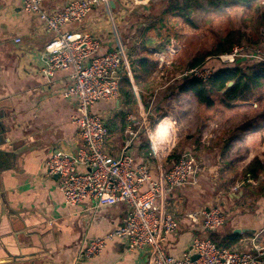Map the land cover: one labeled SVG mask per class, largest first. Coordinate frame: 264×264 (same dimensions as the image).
I'll use <instances>...</instances> for the list:
<instances>
[{
  "label": "crops",
  "instance_id": "crops-1",
  "mask_svg": "<svg viewBox=\"0 0 264 264\" xmlns=\"http://www.w3.org/2000/svg\"><path fill=\"white\" fill-rule=\"evenodd\" d=\"M69 1L43 0L42 9L52 14ZM164 1L112 0L108 8H94L82 24L67 28L93 35L100 43V55L119 48L127 55L130 97L99 101L92 108L104 118L108 129L105 149L110 155L121 152L126 127L138 121L139 106L148 107V90L140 87L141 78L139 84L134 82L131 60L143 53L144 34L140 33L147 26L143 15L146 5L150 3L152 12L155 4ZM52 37L37 16L22 10L21 0H0V114L5 115L0 121L5 141L0 146V264H148L147 250H130L124 240L109 242L90 260L76 259L90 240L122 227L127 208L117 204L93 214L88 201L67 207L58 179L48 175L47 162L53 153L75 154L80 145L72 121L76 100L62 96L70 84L69 72H56L52 78L41 73L48 60L45 48ZM256 63V58H244L236 68L248 73ZM177 81L174 91L167 87L156 94L158 102L163 95L170 106L174 102L177 107L182 100L190 99L189 94L178 90L187 80ZM223 92L218 94L220 100ZM241 101L229 108L220 103L206 115L201 111L200 117L186 106L178 114L171 113L170 106H164L170 111L156 108L151 112V132L156 125L162 150L172 144L175 150L180 145L177 155L190 153L202 169L194 183L173 190L166 199V211L178 217L176 232L165 242L168 254L174 257H181L194 237H209L217 245L227 244L234 237L236 243L228 248L243 252H251L253 244L264 246V107ZM208 118L218 121L220 134L213 148L196 150L195 141ZM179 124H183L182 131L176 128ZM128 152L134 156L135 165L147 163L151 175L157 178L142 130ZM253 159L260 164L255 178L245 172ZM169 165H164L165 172ZM213 206L225 216L224 226L214 232L205 230L201 217L196 222L185 217Z\"/></svg>",
  "mask_w": 264,
  "mask_h": 264
},
{
  "label": "built area",
  "instance_id": "built-area-1",
  "mask_svg": "<svg viewBox=\"0 0 264 264\" xmlns=\"http://www.w3.org/2000/svg\"><path fill=\"white\" fill-rule=\"evenodd\" d=\"M42 1L21 0V7L24 12L37 16L53 33L45 48L48 60L41 73L52 78L56 72H69L70 84L62 96L76 100L72 121L80 140L75 154L53 153L47 162L48 175L57 177L58 189L67 207H76L88 201L93 214L117 204H124L127 208L124 225L101 238L90 240L77 254V261L90 260L98 256L109 242L124 240L130 250H147L148 264H264V246L253 244L251 252H243L218 247L209 237H194L190 248L181 257L168 254L165 242L176 232L178 217L166 211V199L173 190L191 181L194 183L201 172L200 165L190 153H183L168 171H164V162L174 144L163 151L161 140L151 132L149 121L154 98L161 90L159 88L149 97L147 108L139 106L138 121L126 127L127 138L121 152L118 155L106 152L108 129L104 118L95 114L92 108L99 101L119 99L120 72L123 68L131 80L128 58L121 48L100 55V43L93 35L67 28L82 24L94 8H108L112 0H71L52 14L42 9ZM137 3L140 4V1ZM253 55L242 47H235L230 52L208 58V61L214 59L223 66L236 67L241 59L255 58ZM257 60L258 63L264 61ZM213 73L212 67L199 66L182 72L176 79L207 83ZM140 130L148 141L156 179L147 163L135 165L134 156L128 152L139 138ZM203 138L208 139L209 134ZM185 217L191 222L201 217L209 233L225 224V216L216 206L201 208L185 214ZM262 218L264 220V211ZM193 256L197 259L194 260Z\"/></svg>",
  "mask_w": 264,
  "mask_h": 264
},
{
  "label": "rangeland",
  "instance_id": "rangeland-1",
  "mask_svg": "<svg viewBox=\"0 0 264 264\" xmlns=\"http://www.w3.org/2000/svg\"><path fill=\"white\" fill-rule=\"evenodd\" d=\"M172 8L174 9L172 10ZM263 9L264 0H192L190 4H187L185 0H165L163 3L155 4L154 12H152L154 16L148 21L150 24L142 29L143 31L140 33V35L144 34L145 40H152V44L147 45L145 53H140L137 56L138 58L140 56L149 57V60L154 64L149 76L141 75L142 85L140 87L148 90V95L145 98L152 97L154 90L158 88L169 87V90L171 88L174 91L175 86L176 88L178 86L176 85L178 83L176 77L182 72L192 69L189 67V63L210 50L218 41L226 37L229 32H234L240 37V41L233 48L242 47L246 49L248 54L253 53V57L264 60V27L257 23L258 16ZM208 58L202 66L207 65L209 62ZM263 63L264 61H260L255 67ZM261 96L262 98L259 99ZM145 98L143 97V105L147 101ZM158 98L160 97L155 96L151 112L156 108L166 110L167 107L164 106H170L166 96L162 95L159 102ZM189 98L186 101L182 100V103L177 107L172 102L173 104L170 106L172 108L171 113L178 114L179 110L183 111V107L186 106L194 109L193 114H199L200 117L201 111L206 115L212 108L221 103L217 93L213 95L214 105L209 108L198 105L193 97L189 96ZM251 101L264 107L263 87L253 90L252 94H248L246 101L241 102ZM170 110V108H167V111ZM203 126V131L198 140L195 141L197 144L196 150L199 147H204L205 149L213 148L212 144L217 141L221 131V126L216 119L208 118ZM177 127L179 131H182L183 124H179ZM204 132L209 134L208 139L204 140ZM152 133L155 137L158 136L156 125H152ZM177 134L178 136L182 135V133L178 132V129ZM191 138L195 140L196 136ZM178 141L179 138L176 144ZM179 147L181 149L180 145ZM179 147H176L175 150L173 149L170 155L176 150L179 151ZM177 151L174 154L179 153Z\"/></svg>",
  "mask_w": 264,
  "mask_h": 264
},
{
  "label": "trees",
  "instance_id": "trees-1",
  "mask_svg": "<svg viewBox=\"0 0 264 264\" xmlns=\"http://www.w3.org/2000/svg\"><path fill=\"white\" fill-rule=\"evenodd\" d=\"M187 4H190L192 0H185ZM144 10L145 22L147 25L150 24L151 18L154 16L152 6L150 3ZM174 8H172L173 10ZM257 23L264 27V9L258 16ZM240 37L234 32H229L226 37L218 41L210 50L196 57L189 67H198L205 64L207 58H214L223 53L230 52L234 45L238 44ZM143 42V53L146 51V46L152 44V40H145L144 36ZM214 69V73L207 83H203L199 80H187L186 82L180 84L178 90L181 93L189 94L193 97L198 105L212 107L214 105L213 95L214 93L221 94V103L227 108L233 106L238 100H246L248 94H252L253 90L258 89V87L264 88V63L260 64L252 69L248 73H244L241 70L233 66H223L219 64L216 60L211 59L207 63ZM206 65V66H207ZM154 68V64L149 60V57L140 56L137 60L131 61V71L134 77V81L137 84L140 83L139 79L141 75L149 76ZM119 80V92L120 96L124 97L126 95L130 97V87L131 83L125 71L120 75ZM228 83H232L230 87H227ZM123 95V96H122ZM120 98V97H119ZM259 97V99H261ZM176 153V151L174 152ZM171 154L166 158L164 165L167 162L170 163L169 167L177 161L182 154ZM256 167L260 168L259 161L253 159L252 162L245 168V172L249 173L253 178L256 176ZM236 238H231L227 244H218V247L228 248L235 244Z\"/></svg>",
  "mask_w": 264,
  "mask_h": 264
},
{
  "label": "water",
  "instance_id": "water-1",
  "mask_svg": "<svg viewBox=\"0 0 264 264\" xmlns=\"http://www.w3.org/2000/svg\"><path fill=\"white\" fill-rule=\"evenodd\" d=\"M232 83H228V86H231ZM5 118V115L2 113L0 114V121H2ZM3 124L0 122V146H2L4 144V140H2L1 136L3 135ZM1 152V151H0ZM56 177V176H54ZM57 178V177H56ZM193 259H197V256H193Z\"/></svg>",
  "mask_w": 264,
  "mask_h": 264
}]
</instances>
